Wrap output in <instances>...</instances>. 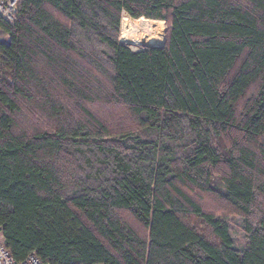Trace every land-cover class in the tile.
<instances>
[{
	"label": "trees",
	"instance_id": "16d2710c",
	"mask_svg": "<svg viewBox=\"0 0 264 264\" xmlns=\"http://www.w3.org/2000/svg\"><path fill=\"white\" fill-rule=\"evenodd\" d=\"M124 14L164 21L162 45L121 43ZM0 30L16 260L264 264V0H22Z\"/></svg>",
	"mask_w": 264,
	"mask_h": 264
},
{
	"label": "rangeland",
	"instance_id": "374dc122",
	"mask_svg": "<svg viewBox=\"0 0 264 264\" xmlns=\"http://www.w3.org/2000/svg\"><path fill=\"white\" fill-rule=\"evenodd\" d=\"M124 17L127 18L128 20L130 19L129 22H130V27L132 29L131 32H133L132 34L133 35L139 34L140 41H142V42L141 43H131V42H127V41L124 42L120 39V36H121V32H120L119 41L121 43L128 45L132 50H140V49L144 48L145 46H149V45H162V43L164 41L165 33H166V28H167V25L165 24L164 21L151 20V19H147L144 17H141V18H143V20L137 21L138 19H132L131 17H129L126 14H124L122 18H124ZM150 21H151V23H150ZM131 22H132V24H131ZM133 28H134V30H133ZM149 29H152L153 31H155V33L153 35L149 36L146 33V31H149ZM163 30H164V32H163ZM120 31H121V28H120ZM149 37L151 38L150 42H148ZM6 38H7V34L0 30V40L6 39ZM205 200H206L207 207H209L212 210H218V211L220 210L219 209V206H220L219 203L214 201L211 197L208 196L205 198ZM229 225H230L231 236L235 242L236 247L238 249L245 248L247 242L245 239V234L242 230L241 219L238 217H235V216L229 217Z\"/></svg>",
	"mask_w": 264,
	"mask_h": 264
},
{
	"label": "built area",
	"instance_id": "2783aa9c",
	"mask_svg": "<svg viewBox=\"0 0 264 264\" xmlns=\"http://www.w3.org/2000/svg\"><path fill=\"white\" fill-rule=\"evenodd\" d=\"M22 0H0V16L8 21L15 20L18 4ZM0 264H50L42 261L35 251L28 253L23 259L16 260L5 245L2 231L0 230Z\"/></svg>",
	"mask_w": 264,
	"mask_h": 264
},
{
	"label": "bare ground",
	"instance_id": "6f19581e",
	"mask_svg": "<svg viewBox=\"0 0 264 264\" xmlns=\"http://www.w3.org/2000/svg\"><path fill=\"white\" fill-rule=\"evenodd\" d=\"M126 17V16H125ZM122 18L121 20V36H120V39L122 41H127V42H131V43H141L142 41H140V38H139V34L137 35H133L131 32L132 29L130 27V19L128 20L127 18ZM140 20H143V18H139L137 21H140ZM153 22V21H152ZM136 23V22H135ZM151 23V21H150ZM132 24V22H131ZM154 24V23H153ZM138 29V28H137ZM134 30V28H133ZM136 31V30H135ZM157 31V30H156ZM138 32V31H137ZM164 32V30H163ZM146 33L150 36V35H153L155 33V31H153L152 29H149V31H146ZM142 34V33H141ZM158 37V36H157ZM150 42L151 38L149 37L148 38ZM145 40V39H144ZM160 42V41H159Z\"/></svg>",
	"mask_w": 264,
	"mask_h": 264
}]
</instances>
